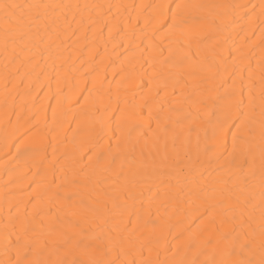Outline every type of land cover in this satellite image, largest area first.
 I'll use <instances>...</instances> for the list:
<instances>
[{
    "label": "snow or ice",
    "instance_id": "6c2138e0",
    "mask_svg": "<svg viewBox=\"0 0 264 264\" xmlns=\"http://www.w3.org/2000/svg\"><path fill=\"white\" fill-rule=\"evenodd\" d=\"M103 7L0 0V50L6 59L33 50L63 56L68 29L86 36L98 22L91 11ZM142 7L160 9L166 22L156 31H179L183 55L143 49L144 94L109 129L119 133L115 149L95 157L89 149L88 165L71 175L58 178L53 164L51 178L30 181L23 212L17 204L0 221V264H264V0ZM239 19L252 37L259 27L258 40L229 43ZM221 69L228 79L220 87L231 80L223 94ZM152 176L166 178L145 202L137 188ZM178 212L198 228L169 240Z\"/></svg>",
    "mask_w": 264,
    "mask_h": 264
},
{
    "label": "bare ground",
    "instance_id": "6f19581e",
    "mask_svg": "<svg viewBox=\"0 0 264 264\" xmlns=\"http://www.w3.org/2000/svg\"><path fill=\"white\" fill-rule=\"evenodd\" d=\"M62 2L104 6L91 11L98 22L88 30L86 36L82 28L76 36H72V29H68L63 56L58 57L53 53L51 59L47 56L42 58L33 50L31 53H21L16 59L11 55L6 59L0 50V221L7 218L10 207L15 213L17 204L23 212L24 203L28 200L29 182L45 173L51 178L53 164L59 178L62 176L61 170H68L71 175V171L88 165L89 149H92L93 157L110 143L115 149L119 133L114 136L109 129H115L121 113L129 112L132 104L140 103L144 94L137 87L143 74L140 62L144 48L155 45L163 48L165 55H168L169 48L174 56L179 58L183 55L176 44L180 38L179 31H156L166 21L158 15L160 9L144 8L143 5L240 3L250 7L260 4V0ZM108 5H112L111 12ZM245 11L242 9L240 15L243 16ZM88 14L85 13V16ZM104 21H107L106 27ZM117 27L121 29L119 34ZM229 32L232 37L230 44L233 41L238 44L246 36L259 39V27L256 28V36L252 37L246 19H239ZM195 47L193 45V50ZM69 54L71 59H68ZM225 79H228L227 73L221 69V76L215 80L220 94L231 84L229 79L228 84L220 87ZM193 112L195 116L194 107ZM200 119L206 117L200 114ZM228 141L230 144V136ZM29 146V150H25ZM81 156L84 157L83 161L77 163ZM128 168L129 164L125 163V170ZM163 178L166 177L150 178L151 193L147 191L149 184L138 186L137 191L142 190L145 194V202L149 196L155 195ZM171 224L169 240L185 232L189 226L192 232L198 228V224H193L191 213L187 216L182 212L174 214ZM185 235L188 233L185 232Z\"/></svg>",
    "mask_w": 264,
    "mask_h": 264
}]
</instances>
